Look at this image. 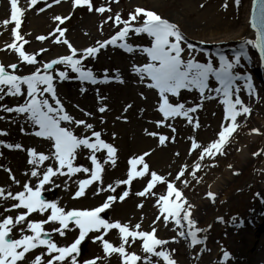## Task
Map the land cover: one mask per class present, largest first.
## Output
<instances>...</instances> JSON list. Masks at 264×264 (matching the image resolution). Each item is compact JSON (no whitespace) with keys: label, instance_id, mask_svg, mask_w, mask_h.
Listing matches in <instances>:
<instances>
[{"label":"rangeland","instance_id":"1","mask_svg":"<svg viewBox=\"0 0 264 264\" xmlns=\"http://www.w3.org/2000/svg\"><path fill=\"white\" fill-rule=\"evenodd\" d=\"M196 2H207L208 8L213 9L212 12L217 15L210 22L218 17L217 25L209 26L207 24L204 27L195 24L194 15L188 11L189 8L191 12L194 11ZM91 3L94 8L103 5L110 8L111 11L99 14L95 11L89 12L87 6L73 8L72 0H60L59 4L54 3V0H38L37 4L32 7H29L28 0H18V6L23 10L22 23L20 29H18V34L23 37V40H15V43L17 47L23 44L21 50L35 57L36 63L28 65L20 61L14 49L8 47L14 41L11 35L14 24L10 20L8 0H0V65H4L11 72L12 70L8 68V65L17 64L18 69L14 74L20 76L30 75L37 68H40L41 74H43L44 63L70 54L63 45L62 41L64 39L78 50L77 57H74V59H78L83 49L97 47V41L109 40L123 27V25L114 27L112 21L103 23L105 19L110 15L114 17L116 13H120L121 18L127 20L129 13L134 12L137 7L151 10L163 19L178 26L181 34L186 38L185 43L182 45L185 49L182 53L185 61L190 58L200 63L211 60L214 67H219L212 56L214 49L227 53V59L231 61V50L235 49L244 40L254 41L255 32L248 38L245 35L240 41L220 42L227 35L239 34L247 26L250 29L252 0H239L238 5L235 0H118V2H113V0H91ZM225 3H227V8L223 6ZM49 4L52 6L48 7ZM179 5L181 8H179ZM183 6H186L187 10H184ZM41 8L44 9L43 12L39 11ZM193 13L197 16L200 12L194 11ZM55 16L70 18L66 19L63 24H59V21L54 20ZM5 19L9 20L7 26L3 25ZM142 21L143 18L141 17L140 22L142 23ZM231 24L234 25V28L227 32L226 29ZM58 25L61 29L66 30L63 37H60L59 32L55 31ZM52 33L54 35H51ZM39 36H45L46 39L40 41L37 39ZM57 38L60 39V43L53 42ZM24 40L28 43L24 44ZM120 43L118 40L116 46L109 44L100 48V52L98 51L95 58L89 56L82 60L83 69H90L95 75L98 81L95 84H90L88 81L81 82L77 74L72 72L70 67H65L63 64L54 65L53 69L50 70L54 77L55 73L60 71L65 72L67 75V79L60 80L59 77H55L53 81L56 95L67 114L73 116V112L76 113L83 106H86L89 99L93 97L94 90H97L95 96L101 98L100 102L103 105L109 103L111 98L115 100L117 97L118 99L119 96L116 95L115 97L113 94L116 86L113 70H119L130 60H137V55L143 56L148 61L146 54L138 50L127 52L119 47ZM125 43L141 47L151 46V40L146 34L136 35L132 32L128 34ZM188 44L194 46L191 53L188 51ZM246 47L250 56V65L247 66L240 62L233 72L234 75L240 77L244 74L252 75L254 85L251 87L250 92L243 87L242 79H239L234 81L233 91L235 92V89L239 88V91L235 94L239 95L243 104L249 107L251 112L247 116L240 115L237 117L239 127L232 132L229 142L224 145L223 155L216 154L214 157L206 155L204 159H200L199 155L203 146H207V144L217 139L221 124L224 123V105L220 103L221 98L214 91H206L205 93V97L212 96L213 99H201L199 92L195 89L192 91L181 90L178 96H170L169 102L173 105L183 103L185 107L198 106L196 112L189 114L192 117L191 123L179 116L164 120L162 114L157 112L150 124L151 130L157 136L149 138L147 146L142 144L139 145V149L133 147L130 151L125 150L124 153L117 152L116 157H114V164L112 162L104 163L106 158L104 150L97 152L96 157L103 169L101 181H94L87 185L83 194L75 197L79 189L77 182L88 179L89 174L84 172L71 174L72 178L63 180L64 185L61 188L57 187L54 194L50 190L54 189L53 187L58 182H54L49 187L43 186L41 188L40 195L47 197L44 202L56 203L58 207L65 211L73 209L90 210L102 205L108 196H114L117 197L116 202H110L111 207L105 210L104 215H100L101 218L105 222L119 221L122 225L127 224L130 230H136L134 226L137 224L140 225V229L136 231L151 232L154 227L156 229L155 238L168 241L167 244L159 246L155 250L166 251L170 259L175 261V264H218V261L221 260H227L226 264H228L235 253L238 258H241L242 252L250 247V251L261 249L262 255L253 257L252 262H250V264H259L263 259L262 257H264V211H262L264 208V145L261 143V140L264 139V70L262 71L260 68L257 55H252L253 48L250 45H246ZM41 49H47V51L40 52ZM38 52L40 54L36 55ZM143 64L145 62L141 63L140 66ZM88 84L90 86H86ZM218 86L215 79L210 77L209 88L214 89ZM86 87H89L90 90L86 91ZM21 90L26 95V86L22 85ZM45 95L47 96V94ZM48 99L52 103L51 98L48 97ZM24 102V95L19 97L4 96L0 100V108L16 107ZM205 103L213 104L211 112L207 114L202 110V105ZM121 108L122 105L117 104L118 112ZM0 117H3V119H0V132L8 133L11 129L15 131V126L20 122V128L23 129L22 133L24 134L27 130L26 144L32 145L39 142L49 152V155L51 154L53 151L51 142L32 135L36 129L26 120L25 115L0 110ZM158 121H163L159 127L157 126ZM197 123L199 126L195 127ZM254 129L259 134L254 132ZM72 131L78 137H91V132L84 131V129L80 130L72 126ZM15 132L17 133V131ZM161 135L167 137L164 144L159 142V136ZM252 135H256L257 140L254 141ZM193 140L201 145V148L193 150L192 154L189 155ZM151 148H154V150H149ZM81 149L82 146L76 152L73 165L91 170L93 165L89 159L90 152L80 153ZM244 150L247 152L246 159H242L240 155ZM144 153H148L143 159V163L148 165V174L142 177H134L129 184L117 186V181L127 179V172L130 168L128 160L143 156ZM254 153H260V155H253ZM86 155L88 156L86 157ZM196 165H199L198 169L195 167ZM142 168L143 164H139L136 171H140ZM182 168L185 174L180 180H176L175 177ZM38 171L42 173L44 170ZM151 172H155L163 177L165 181L173 183L181 191L182 197L187 201V204L184 205L185 208L189 204L192 205L190 209L191 217L192 214L196 216L194 221L196 229H198L197 239L201 243L191 244V238L187 236L189 229L184 222H182L181 227H177L171 217L166 224L163 216H161L159 221L153 223L156 217L160 215L159 207L161 205L157 204V198L161 195H167L166 183L155 182V187L152 188L151 193L144 197L136 194L146 187L151 179ZM216 178L223 181L213 201L208 198L207 194L209 193L210 184ZM37 182V178L31 177L30 172V186L35 187ZM110 184L113 185L115 191L97 193L98 188H107ZM50 187L52 188L50 189ZM124 191L129 194L121 202L119 196ZM152 193H155V195H152ZM169 199L174 201L175 197ZM138 205H142V207H138ZM50 212L51 210L48 209L43 216L38 212H33L27 219L39 221L45 219ZM194 212H198V214L195 215ZM246 226H249V229L256 226L253 228L256 235L252 243L245 237ZM55 227H59V225L48 223L43 226L44 230L51 234V240L61 247L70 245L79 235V229L74 224H69V228L72 230H66L63 237L52 231ZM181 231L185 233L184 236L178 235V232ZM21 235L20 229H14L9 238L19 239ZM96 236H102L104 240L115 247H119L121 244L120 234L116 229L109 230L107 234L104 233L103 228L99 232H89L85 240L78 246V251L73 253L76 264H85V261L96 258H99L96 259V264H122L119 253H111L105 256L101 242L99 240L93 242ZM142 245L143 240L141 238L133 239L132 237H128V243L125 244L126 253H134L141 258L136 264H147V262H150V264H165L162 258L143 251ZM46 251L43 247H37L29 252L28 259H34L35 256L46 253ZM224 253L228 254L227 259H225ZM43 259L46 261L49 257L44 255ZM70 259L68 258L69 262Z\"/></svg>","mask_w":264,"mask_h":264},{"label":"snow or ice","instance_id":"2","mask_svg":"<svg viewBox=\"0 0 264 264\" xmlns=\"http://www.w3.org/2000/svg\"><path fill=\"white\" fill-rule=\"evenodd\" d=\"M38 0H28L29 7L37 4ZM113 2H118V0H113ZM10 5V20L14 24L11 29V35L14 38L12 44L8 45L9 48L14 49L18 54L21 62L28 65H33L36 63L35 57L33 55L26 54L22 51L23 44L19 47L16 46L15 40H23V37L18 34V29L21 27V17L23 15V10L18 6V0H8ZM54 3L59 4L60 0H54ZM238 5L239 0H235ZM73 8L77 6H87L89 12L95 11L96 13L103 14L106 11L110 12L111 9L105 6L93 7L91 0H72ZM52 5L49 4L48 7ZM227 8V3L223 5ZM203 7V5H201ZM43 12L44 9H39ZM143 18L142 23L140 18ZM70 17L55 16L54 20L59 21V24H63L66 19ZM112 21L114 27H119L123 25L120 30L113 35L109 40L97 41V47H88L79 54L77 57L78 50L75 49L66 39L62 42L67 45L69 49V55L61 56L57 59H53L48 63L43 64V74H41V69L37 68L32 74L26 76H20L14 74L18 69L17 64H10L8 68L12 71L10 72L5 68L4 65H0V100L4 96H14L19 97L24 95L25 102L16 107L0 108L2 111L15 112L18 115H25L26 120L31 123V125L36 129L32 135L45 139L51 142V148L53 151L50 155L44 153H38L35 149H27L28 164L33 166L31 171V177L37 178V184L35 187L30 186L29 183H24L23 190L12 194L8 193L7 197H4V189L0 188V198H11L12 200L18 201V203L12 205V209H26V212H21L14 218L11 216L4 217L0 220V264H76V258L73 253L78 251V246L89 232L96 231L99 232L101 228L104 229V233L111 229L118 230L120 234L121 244L119 247L113 246L108 241L104 240L102 236H96L93 242L99 240L103 246L105 256L111 253H119L122 258V264H136V262L141 259L134 253L125 252V244L128 243V237L141 238L143 240V251L150 253L151 255L162 258L165 264H175L174 260H171L169 254L164 251H156L155 249L159 246L167 244L168 241L160 240L155 238L156 229L153 227L151 232L136 231L140 229V225H135L136 230H130L129 225L121 224L117 222H105L101 218L100 214L104 213L105 210L111 207L110 202H116L117 197L108 196L107 199L102 203V205L97 206L93 209L85 210H68L58 207L56 203H45L40 199L41 188L43 185L50 183L53 176L65 175L66 173L62 169L67 168V174H74L77 172H84L89 174L88 179L79 180L77 183L79 189L75 194V197H79L83 194L84 189L87 185H90L94 181H101V173L103 171L102 165L96 157V153L101 150H106V158L104 163L112 162L114 164V156L116 149L106 143L101 138V133L97 131H91L92 125L87 124L83 120H74L72 116L67 114L60 99L57 97L54 86V78L59 77L60 80L67 79L65 72L60 71L55 73V77L50 72L54 65L63 64L65 67H70L72 72L76 73L81 82L88 81L92 84L97 83V79L93 72L89 70H84L82 67V60L88 58L89 56L95 58L100 48H103L109 44L116 46V41H120L119 47L127 52L140 51L147 55L148 63L142 66L132 67L133 74L139 76L140 80L143 82L145 79L150 81L146 84L149 89H155L159 95V107L158 111L162 114L164 120L169 118L182 117L187 119L189 123L192 122V117L190 113L197 111V107H185L183 103H177L173 105L169 102L170 96H178L181 90L192 91L196 90L199 92L201 99H213L212 96L205 97L206 91H214L221 98L220 103L224 105V123L221 124V129L217 134V139L207 144V146L202 147L200 151V159H204L207 155L208 157H214L216 154L223 155V147L229 142V137L236 128L239 127L237 123V117L240 115L247 116L250 114L251 109L245 106L240 99L239 95L235 92L239 91V88H234V81L241 79L239 75H234V68L239 66L241 56H246L244 48L246 45H250L253 49H256L262 61H264V0H252V19L250 21L251 27L255 30L256 38L255 40H244L240 45V52L229 61L224 56H219V67H214L211 60L206 63H200L190 58L184 60L182 53L185 49L182 46L185 43L186 38L181 34L179 28L176 24L163 19L161 16L156 14L151 10L142 9L140 7L135 8L134 12L129 13L128 19L124 20L121 18L120 13H116L115 16H109L104 20L103 23H108ZM9 20L5 19L3 25L7 26ZM102 27V25H101ZM55 31L59 32V36L63 37L66 30L61 29L59 25ZM132 32L136 35L146 34L151 40L150 47L133 46L125 43L128 34ZM51 35H54L52 33ZM38 40L44 41L45 36L37 37ZM54 43H60V39L57 38L53 41ZM24 44L28 41L24 40ZM189 53L192 52L194 46L192 44L187 45ZM47 51V49H41L40 52ZM40 53H36L39 55ZM214 78L216 83L219 85L214 89L209 88V79ZM118 82H123L116 77ZM26 86V95L22 92L21 86ZM247 87L251 92V83L247 82ZM5 89H7L5 91ZM83 91V89H81ZM47 94V96L45 95ZM235 98L233 99V97ZM48 97L51 98L52 103H50ZM98 111L103 113L106 111L105 107L101 106ZM84 115H90L85 112ZM3 119V117H0ZM103 123V121H101ZM62 123H75L77 126H83L86 131H91V137H78L73 134L72 130L61 126ZM163 121H158L157 126L159 127ZM198 123L195 127H198ZM23 131V129L21 130ZM175 131V129H173ZM254 132H259L253 130ZM5 132H0V135H6ZM149 135L155 136L156 133H148ZM94 138V140H93ZM167 137L161 135L159 136L160 144H164ZM81 146L88 149L90 152L89 159L93 168L90 170L84 167H76L73 165V160L76 158V150ZM4 147L9 149L15 148L17 150H24L20 144L10 145L4 144ZM199 145L195 140L191 144L189 155L192 154L193 150L200 149ZM148 153H144L143 156L130 158L128 164L130 168L127 172V179L122 181H117L116 185L129 184L134 177H142L148 174V165L143 163L144 156ZM253 155H260V153H254ZM49 159H54L55 166H48L42 173L37 169L41 164ZM139 164H143V168L140 171H136V167ZM197 169L199 165L195 166ZM10 173L9 178L13 180L14 183H19L15 181L14 176L11 175L9 169H5ZM185 171L182 168L177 176L176 180H180L184 176ZM151 179L147 183L146 187L136 193L138 196L144 197L151 193L153 187H155V182L166 183L167 185V195H161L157 198V204H160L159 213L156 217L154 224L161 219L163 216L164 222L167 224L169 218L177 225V227L182 226V222L187 224L189 231L187 236L191 238V244L197 245L201 243L197 239V231L195 221L192 220L190 209L192 205H188L187 208L184 207L187 201L182 197V193L178 190L173 183L167 182L163 177L157 175L155 172L150 173ZM183 183H186L182 181ZM101 191H115L113 185H108L107 188H98L97 193ZM128 192L124 191L120 196L119 200L122 202L127 196ZM155 195V193H152ZM175 197L174 201H170V197ZM208 198L215 200V194L209 192L207 194ZM74 197V198H75ZM161 202H163L161 204ZM142 207V205H138ZM50 209L51 212L45 219L39 221L28 220L27 217L33 212H38L40 215ZM11 209H5V211H10ZM48 223L58 224L59 227L52 229L53 232L58 233L60 236H65L66 230L70 231L69 224H74L76 228L79 229V235L74 239L70 245L58 246L51 240V234L45 231L43 226ZM17 225H21V237L19 239H11L10 234L13 228ZM26 225V227H24ZM31 233V234H26ZM178 235L184 236L183 231L178 232ZM43 247L47 251L41 255L35 256L34 259H28L26 256L31 250ZM174 251V250H173ZM47 255L49 259L46 261L43 256ZM227 253H224L225 259H227ZM70 259V262L68 260ZM99 259V258H96ZM96 259H91L85 261V264H96ZM150 264V262H147ZM223 264V262H221Z\"/></svg>","mask_w":264,"mask_h":264},{"label":"bare ground","instance_id":"3","mask_svg":"<svg viewBox=\"0 0 264 264\" xmlns=\"http://www.w3.org/2000/svg\"><path fill=\"white\" fill-rule=\"evenodd\" d=\"M194 5V11L200 13L195 16V14L193 13L194 11L191 12L190 8L188 12L194 15L193 19L196 25L205 27L207 26V24L209 26H215L218 24V17L210 22V20H212L213 17H216L217 15H214V13L212 12L213 9L208 8L207 2H196ZM201 5H203V7H201ZM179 8H181L180 5ZM183 9L187 10V7L183 6ZM232 28H234V25L232 24L229 25V28L227 29L225 27L227 32H230ZM253 33L254 31L252 29H249V26H247L246 29H243L241 32H239V34L227 35L220 42L228 43L231 41H240L243 37H245V35L246 38H248ZM144 62L145 64L148 63V61H146L143 56L137 55V60H130L119 70H113V76L116 83L113 94L115 95V97L116 95H118V99L117 97L115 98V100L111 98L109 103L103 105L100 102L101 98L95 96L97 90H94L93 97L89 99L86 106H83V108L78 112L72 113V117L74 120H83L87 124L92 125L91 131H97L101 133V138L116 149L114 157H116L117 152L124 153L125 150L130 151V149L133 147L139 149V145L142 144L147 146L149 138L153 137V135H149L148 133H153V130H151L150 128V124L152 123L153 118H155L157 112H159L157 110L159 107V95L155 89H149L148 87H146V84L150 81L145 79V81L142 82L139 76L134 75L132 71V67L134 64L136 66H140V64ZM117 76L119 77V80L123 81L122 83L118 82L116 78ZM86 86L90 85L88 84ZM85 90L88 91L90 90V88L86 87ZM117 104L122 105V108L119 112L117 110ZM101 106L105 107L106 109V111L103 113L98 111V108ZM212 108V103H205L204 105H202V110L206 114L211 112ZM85 112L89 113L90 115H84ZM105 113L106 115H104ZM101 121H103V123ZM71 125L76 129H84L82 125L77 126L75 123H71L69 125L68 123H62L61 126L70 128L72 130ZM14 129L15 131H17V133L13 131V129H11V131H9L6 135H0V188L4 189V197H7L9 192H11L12 194H16L22 191L23 184L29 183V174L32 171L33 166L28 164L29 157L27 156V149L32 148L35 149L38 153L49 155V152L45 150V148L41 144H39V142H37L36 144L33 143L32 145L26 144L25 138L27 135V130L24 134L22 133L20 122L17 123ZM84 131L86 130L84 129ZM72 132L74 135H76L74 131ZM257 138L258 137L256 135H252V139L254 141L257 140ZM261 143L264 145V139L261 140ZM4 144H20L24 150H17L15 148L9 149L7 147H4ZM149 150H154V148H151ZM77 151L78 149L76 150V152ZM86 151L89 150L82 146L80 153ZM104 151L106 154V150ZM240 155L242 159H246L247 152L244 150ZM87 156L88 155H86V157ZM120 161L121 159L119 160V162ZM55 164L56 162L54 159L47 160L43 164H41L37 170H45L48 166H55ZM5 169L10 170L11 175L15 178V181L19 182L18 184L14 183L13 180L9 178L10 173ZM62 171L66 174H57L56 176H53L51 178L50 183L43 185L49 187L54 182H58L54 187L52 186L54 188L50 190L52 194H54V191L57 189V187L61 188L64 185L63 180H70L72 178L71 174H67V168L62 169ZM222 181V179L216 178L213 183L210 184L209 192H212L216 195L219 191L220 186L222 185ZM52 187H50V189ZM16 203H18V201L12 200L11 198H0V220L7 216H11L14 218L19 213L27 211L26 209H12V205ZM5 209L11 210L5 211ZM262 211H264V208L262 209ZM102 214L103 213H101L100 215ZM194 214L197 215L198 212H194ZM195 217L196 216L192 214V217L190 218L194 220ZM21 227V225H17L15 228H13V230L21 229ZM253 228L249 229V226H246L245 232V237L251 243L255 240L256 235L255 229ZM250 249L251 247L247 250H244L242 252L243 255L241 258H238L235 253V255L232 256L230 263L228 264H250L253 257L255 258L257 257V255H262V251L260 248L254 251H250ZM26 256L29 258V253H27ZM262 258L263 259L259 264H264V257ZM221 262H223V264H226L227 260L218 261V264H221Z\"/></svg>","mask_w":264,"mask_h":264},{"label":"water","instance_id":"4","mask_svg":"<svg viewBox=\"0 0 264 264\" xmlns=\"http://www.w3.org/2000/svg\"><path fill=\"white\" fill-rule=\"evenodd\" d=\"M251 19H252V11H251V16H250V21H251ZM250 29H252V30L255 32V30L251 27V23H250ZM255 38H256V33H255V35H254V40H255ZM257 52H258V51H257ZM252 55H257V54H255L254 49H253V53H252ZM258 56H259V58H260V54H259V52H258ZM260 61H261V64L264 66V61H262L261 58H260ZM40 199L44 201V200H45V197H44V196H41Z\"/></svg>","mask_w":264,"mask_h":264}]
</instances>
